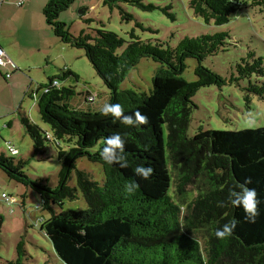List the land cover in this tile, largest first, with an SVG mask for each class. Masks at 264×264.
Returning a JSON list of instances; mask_svg holds the SVG:
<instances>
[{"label": "trees", "instance_id": "trees-1", "mask_svg": "<svg viewBox=\"0 0 264 264\" xmlns=\"http://www.w3.org/2000/svg\"><path fill=\"white\" fill-rule=\"evenodd\" d=\"M110 1L104 0V4ZM123 1L144 11L157 9L143 5L145 0ZM74 2L49 0L43 10L45 23L61 43L85 51L111 92L109 103L122 104L125 114L139 110L148 119L136 127L126 126L100 112L70 106L75 92L62 82L79 77L65 70L38 90L43 91L37 95L36 105L52 133L43 131L27 117H22V123L36 155L45 153L47 143L56 147L62 166L58 186L52 189L43 180H31L23 171L26 163L13 158L17 155H1L0 169L40 195V208L51 213L41 230L58 258L64 264H264V129L202 130L193 138L188 136L195 108L193 97L201 88L228 84L227 79L202 64L225 49L228 35L186 37L173 48L166 43L143 41L134 33L127 41L102 24L101 28H89L75 37L59 20ZM18 5L23 7L24 2ZM251 5L263 8L264 0H253ZM248 6L247 0H189L195 16L217 26L230 23L233 15ZM171 10L172 6L162 9L175 21ZM82 14L86 15V10ZM121 14L123 20L132 18L124 10ZM141 58L161 65L151 91H120L127 73ZM249 58L255 59V54L250 53ZM187 59L198 62L195 82L183 76ZM16 70L17 66L13 73ZM237 73L238 77L230 82L248 80L247 91L264 100V83L252 82L254 76H264L263 59H255L252 64L243 60ZM55 81L60 86L55 87ZM85 97L87 103L93 102L90 93ZM115 134L125 140L127 167L107 165L100 158L104 138ZM83 158L102 166V182L77 169V162ZM138 165L153 169L150 179L134 175ZM74 171L76 187L70 185ZM249 178L248 186L256 190L258 200L254 223L245 220L241 208L227 203L229 190L237 189ZM133 179L139 188L133 195H126L124 184ZM79 191L87 210L55 211V207L63 209L65 201L76 200ZM218 201H224L225 206H218ZM233 218L239 221L234 232L226 239H218L215 229ZM2 223L0 216V230ZM23 247L21 242L18 258L5 264H25L28 254Z\"/></svg>", "mask_w": 264, "mask_h": 264}, {"label": "rangeland", "instance_id": "rangeland-1", "mask_svg": "<svg viewBox=\"0 0 264 264\" xmlns=\"http://www.w3.org/2000/svg\"><path fill=\"white\" fill-rule=\"evenodd\" d=\"M22 1L25 5V1L20 2ZM247 1L248 8L233 15L231 22L222 26L213 22L207 24L202 18L195 16L189 7V0H145L143 5L157 7L151 11H144L123 0H111L108 5L104 4V0H75L71 8L60 15L59 20L70 28L75 37L84 30L101 28L104 24L107 30L116 32L127 41L134 33L143 41H151L153 44L166 43L173 48L186 37L227 34L225 49L208 57L202 64L227 79L228 84L222 88H201L193 97L195 108L188 131V136L193 138L202 130L238 132L264 129V100L247 91L250 86L248 80L230 82L238 77L237 67L243 60L248 59L252 64L255 59L262 58L264 67V7H253V0ZM168 6H172L170 13L175 15V21L162 11ZM16 7L18 9L19 5ZM82 10H86V15L82 14ZM121 10L132 18L129 21L123 20ZM88 19L93 22L87 23L85 20ZM11 26L23 29L12 35L11 46L18 52L26 53L35 63L30 69H23L16 64L19 70L13 73L12 79L5 77L9 71L0 69V156L12 158L9 146L17 148L19 155L13 158L26 163L23 169L25 174L31 180H43V183L55 189L62 167L57 149L47 143L45 153L36 155L33 141L22 123V117H27L43 131L52 133L50 126L42 120L36 97L43 91L38 93V90L47 86L51 76L58 75L59 68H64L67 63L73 65L79 77L78 80L72 77L62 82L66 88L74 89L75 95L69 101L70 106L99 113L103 105L109 103L111 92L98 76L84 50L67 45L61 50L52 48V42L45 36L29 31L28 22L25 25L12 23ZM10 31L12 33L11 29ZM54 41L58 43V40ZM125 48L126 45L121 51ZM252 52L255 59L249 58ZM56 54L62 56L58 58ZM197 66L195 59H187L183 75L185 80H197ZM160 68L161 65L153 59L141 58L127 73L119 90L149 93L153 78ZM252 82L264 83V76H254ZM87 93L93 96L92 103L86 102ZM77 169L89 173L95 181L102 182L104 179L102 166L91 163L87 158L77 162ZM76 180L77 174L74 171L70 185L76 187ZM3 193L14 197L17 203H5L1 200ZM41 202L40 195L34 189L11 179L0 169V216L3 218L0 230V264L18 258L21 242L24 243V251L28 254L25 264H64L58 258L51 241L41 230L42 223L51 217V213L40 208ZM54 209L57 213L85 211L88 205L79 191L76 200L65 201L63 209Z\"/></svg>", "mask_w": 264, "mask_h": 264}, {"label": "clouds", "instance_id": "clouds-1", "mask_svg": "<svg viewBox=\"0 0 264 264\" xmlns=\"http://www.w3.org/2000/svg\"><path fill=\"white\" fill-rule=\"evenodd\" d=\"M100 114L104 117H110L113 122L119 121L126 126H139L147 122V117L142 115L139 110L133 114H125L124 106L120 103H107L100 109ZM103 147L100 150V158L107 165H119L127 167V160L124 155L125 140L120 134H115L104 138ZM19 155V151L18 154ZM153 169L150 166L138 165L135 167L134 175L143 180L150 179ZM251 179H246L239 183L237 189H231L228 193L227 203L234 208H241L244 212V218L249 223H254L258 216L257 192L249 187ZM139 188L138 182L133 179L126 181L124 192L126 195H133ZM218 206L224 207V201H218ZM239 221L233 218L222 227L215 229V236L218 239H226L236 229Z\"/></svg>", "mask_w": 264, "mask_h": 264}, {"label": "crops", "instance_id": "crops-1", "mask_svg": "<svg viewBox=\"0 0 264 264\" xmlns=\"http://www.w3.org/2000/svg\"><path fill=\"white\" fill-rule=\"evenodd\" d=\"M20 1L21 0H0V47H2L7 52L10 60H12L15 64L19 65L23 69H30L34 66L35 60L29 58L28 55L23 51L18 52L17 50H14L10 44L12 35H15L23 30L22 27L13 28L11 26L12 23L17 25L19 23L20 25H25L28 22L30 28L29 31L45 36L48 41L52 42V48L55 47L58 50H61L64 48L63 46L65 44L61 43L55 37L43 18V10L49 0H24L25 5L17 9L18 6L16 7V5H18L17 3ZM10 29L12 30V33ZM54 40H58V43H56ZM56 55L58 58L62 56L59 54ZM48 58H50V56H48ZM63 67L64 68L60 67V73L58 75L51 76L50 80L60 76L63 70L77 75L72 64L67 63L64 64ZM4 69L9 71L8 73L13 74L12 66H8Z\"/></svg>", "mask_w": 264, "mask_h": 264}, {"label": "built area", "instance_id": "built-area-1", "mask_svg": "<svg viewBox=\"0 0 264 264\" xmlns=\"http://www.w3.org/2000/svg\"><path fill=\"white\" fill-rule=\"evenodd\" d=\"M8 66H12V68H16V65L10 60L7 52L2 47H0V69H4V68H6ZM5 77L7 79H11L12 78V74L11 73H7V74H5ZM53 85L55 87L60 86L58 81H55L53 83ZM45 93H48L47 89L45 90ZM9 147H10L12 155H17L18 154V150L17 149L13 148L12 146H9ZM1 200H3L8 205H12V204H16L17 203V201H16V199L14 197H11V196L7 195L6 193L2 194Z\"/></svg>", "mask_w": 264, "mask_h": 264}]
</instances>
